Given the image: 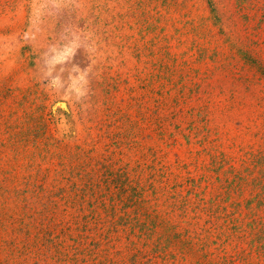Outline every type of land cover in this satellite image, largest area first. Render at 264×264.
Instances as JSON below:
<instances>
[{
  "label": "rangeland",
  "instance_id": "1",
  "mask_svg": "<svg viewBox=\"0 0 264 264\" xmlns=\"http://www.w3.org/2000/svg\"><path fill=\"white\" fill-rule=\"evenodd\" d=\"M260 151L264 0H0V264H134L160 248L152 220L201 232L173 197L193 178L209 200L232 168L264 222ZM263 234L211 258L264 264ZM175 253L156 264H191Z\"/></svg>",
  "mask_w": 264,
  "mask_h": 264
},
{
  "label": "trees",
  "instance_id": "2",
  "mask_svg": "<svg viewBox=\"0 0 264 264\" xmlns=\"http://www.w3.org/2000/svg\"><path fill=\"white\" fill-rule=\"evenodd\" d=\"M214 161L224 163L225 161L230 160H228L225 155H221L220 158L215 159ZM249 161H253L252 163L254 164V169H258L257 172L259 174L264 173V151L252 154ZM231 171L233 172L234 179L231 182L229 181L228 184L224 186L223 189H225V191L221 188L216 189V191H212V195L209 200H206V195L208 192L210 193V185L203 188L202 182H198L196 179L190 178L188 182L191 186V190L188 192L186 197H181L179 194H175L173 197L175 204H173L174 206H172V208L175 210V214H178V217L182 220L186 219V217H190L191 214H194L192 220L201 219L202 215L209 217L210 219L208 220L206 226H202L200 228L201 232L199 233L190 231L194 233L192 235L191 233L180 231L178 223H173V225L167 220H152V225L157 227L155 231L163 229L161 240L159 242L160 248L155 251L152 250L150 253H143L136 250L134 253V264H142V259L144 258H148L146 264H156V253L160 252V256L158 257H161V255L170 247L172 248V252H176L172 259L181 254L183 256V260L187 262L190 261L191 264H221V262L216 263L215 260H212L211 258L214 253L211 254L210 249L213 246H216L215 249L220 250L222 254L224 253L223 255L226 259L227 257L233 258L232 263L236 261L235 257L239 259H247L251 257L252 253H247L246 255L244 254L245 252L242 254L235 253L234 255L229 256L227 251L230 242H232V239L235 237L237 239L244 237L248 239L254 236L256 230L261 231L262 234L264 233V230H262L264 229L263 221H258L255 216H251L252 213H249L247 218L241 213L242 203L236 199L234 192L237 186H241L242 179L233 168ZM246 219H248L247 222ZM155 231H153V233ZM136 235V232L130 233V236L133 238L132 241H134V237ZM144 237L147 238L146 233L140 231V235L138 236L139 240H142ZM53 239L54 237H52L48 242L51 243L50 247L54 249V251L56 250V256L58 259L68 261L74 260V258H71L67 252L69 248L67 247L65 250L62 243L60 244ZM253 243L254 241H251V244ZM71 251H74L76 252L75 254H77L76 247L71 248ZM142 254H144V257L141 258L140 255ZM166 258L167 256L164 257L165 260H167Z\"/></svg>",
  "mask_w": 264,
  "mask_h": 264
}]
</instances>
